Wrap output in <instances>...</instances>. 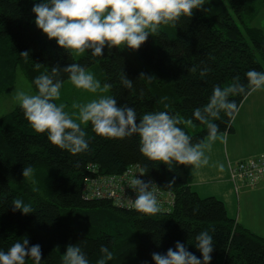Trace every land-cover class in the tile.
<instances>
[{"label":"trees","instance_id":"1","mask_svg":"<svg viewBox=\"0 0 264 264\" xmlns=\"http://www.w3.org/2000/svg\"><path fill=\"white\" fill-rule=\"evenodd\" d=\"M34 2L0 0V95L15 85L18 69L35 92L33 78L40 72L79 62L102 85H111L109 95L118 104L134 107L138 119L148 111L167 110L185 121L207 102L214 85L226 86L235 75L246 83V71L264 70V31L253 26L264 0H204L203 9L162 25L138 50L105 48L104 56L96 58L88 52L75 58L49 40L34 23ZM24 51L28 60L19 56ZM202 62L210 69L204 78L189 71ZM122 73L134 82L132 89L120 82ZM61 76L66 83L67 75ZM233 99L239 106L244 101L239 95ZM215 122L221 132L233 131V118L223 112ZM180 126L193 143L205 140L207 129L198 121ZM84 127L89 150L72 155L48 142L46 134L34 132L20 107L0 117V248L7 250L27 237L30 245H41V264H61L66 246L81 242L95 264L100 245L108 244L114 253L108 264H154L152 253H166L176 241L201 256L192 237L207 228L215 243L211 264H264V238L232 219L222 201L193 191L184 165L169 169L147 161L135 136L108 139L93 133L90 124ZM27 164L35 172L24 178ZM132 166L147 170L145 176L160 190L174 195L172 209L145 216L92 194L85 198L89 179L116 180ZM173 178L175 184L168 188ZM15 198L30 203L33 213L14 211Z\"/></svg>","mask_w":264,"mask_h":264},{"label":"clouds","instance_id":"2","mask_svg":"<svg viewBox=\"0 0 264 264\" xmlns=\"http://www.w3.org/2000/svg\"><path fill=\"white\" fill-rule=\"evenodd\" d=\"M204 0H35L32 12L34 23L49 40L68 54L90 53L92 58L103 57L104 50H138L150 35L158 33L162 25L175 24L181 18L192 17L195 10L203 9ZM19 56L28 60L29 52ZM193 65L189 71L199 72L204 78L210 71L206 64ZM39 69L41 65L35 63ZM89 93H97L111 87L96 79L83 64L72 62L62 69L59 65L40 72L33 78L34 93L16 90L14 99L18 102L25 120L36 133L46 134L48 142L66 150L72 155L89 150L88 134L84 125L91 126L97 136L124 140L137 137L139 152L147 161L170 166H191L196 172L209 165L206 150L211 149L217 139L226 142L227 132H221L215 122L221 112L234 118L239 105L233 97L246 99L258 90L264 89V70L251 68L244 73L246 83L239 75L232 77L226 86L214 85L207 102L192 111V117L182 121L178 114L167 110L148 111L139 116L134 107L118 104L112 95H100L83 104H74L78 109L71 114L63 103H57L65 80ZM143 74H141V77ZM120 82L132 89L134 82L124 73ZM167 109L168 105H164ZM198 121L207 129L205 140L193 143L192 137L180 125L191 126ZM223 170V165H218ZM35 169L27 164L22 169L24 178L34 175ZM147 170L139 173L145 175ZM175 184V178L168 182V188ZM128 187L135 192V198L127 197V204L137 213L155 216L160 212L158 191L160 187L153 181L140 179L137 174L129 180ZM13 210L24 215L33 213L30 203L20 198L12 200ZM195 248L201 256L195 255L184 243L176 241L175 247L166 253H152L154 264H211L214 239L205 228L192 237ZM190 243V241H189ZM113 250L108 244H101L95 264H108L113 259ZM41 264L40 244H29L27 237L16 239L7 250L0 248V264ZM61 264H92L81 242L69 244L60 257Z\"/></svg>","mask_w":264,"mask_h":264},{"label":"crops","instance_id":"3","mask_svg":"<svg viewBox=\"0 0 264 264\" xmlns=\"http://www.w3.org/2000/svg\"><path fill=\"white\" fill-rule=\"evenodd\" d=\"M232 126L226 142L217 139L206 150L209 165L196 172L185 166L189 185L202 198L222 201L232 219L264 238V181L256 189L242 185L237 191L230 177L232 164L264 154V89L244 99Z\"/></svg>","mask_w":264,"mask_h":264},{"label":"built area","instance_id":"4","mask_svg":"<svg viewBox=\"0 0 264 264\" xmlns=\"http://www.w3.org/2000/svg\"><path fill=\"white\" fill-rule=\"evenodd\" d=\"M140 172L141 169L138 166H132L116 180L113 178L109 179L108 182H101L89 179L85 185V198L96 196L113 201L119 207L132 209L127 204V197L134 199L136 194L128 187L130 178L137 174L140 179L155 182V180L145 175L141 176ZM230 177L237 191L240 190L242 185L249 189H256L264 181V154L232 164L230 166ZM158 200L161 211H169L175 203L173 194L160 189L158 191Z\"/></svg>","mask_w":264,"mask_h":264},{"label":"rangeland","instance_id":"5","mask_svg":"<svg viewBox=\"0 0 264 264\" xmlns=\"http://www.w3.org/2000/svg\"><path fill=\"white\" fill-rule=\"evenodd\" d=\"M253 26L261 28L264 31V8L259 17L253 23ZM83 54L73 55L75 58H80L83 56ZM101 86L103 85L101 84ZM16 90H23L30 94L34 93L29 82L20 69L17 70L15 85L0 95V117L10 114L19 107L18 102L14 99ZM100 95H109V89L104 91L98 90L97 93H89L85 90L75 88L70 81H67L61 89V96L59 100L56 102L63 103L65 105L66 111L71 114L72 112L78 111V109L73 107L74 104L86 103L89 100L97 98Z\"/></svg>","mask_w":264,"mask_h":264}]
</instances>
